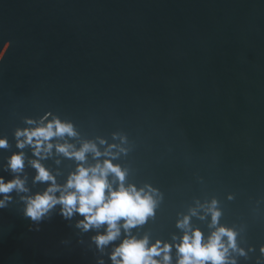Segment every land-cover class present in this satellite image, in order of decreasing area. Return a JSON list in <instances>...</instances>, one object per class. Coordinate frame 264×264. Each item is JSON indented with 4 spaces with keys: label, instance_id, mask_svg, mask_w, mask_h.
<instances>
[{
    "label": "water",
    "instance_id": "water-1",
    "mask_svg": "<svg viewBox=\"0 0 264 264\" xmlns=\"http://www.w3.org/2000/svg\"><path fill=\"white\" fill-rule=\"evenodd\" d=\"M9 40L0 136L10 147L0 150V175L9 178L5 158L25 116L51 110L80 139L119 144L118 133L127 138L114 161L128 170L125 182L161 194L155 216L133 234L173 243L178 216L216 199L219 223L255 249L238 264H256L264 245V0H0V48ZM60 159L44 163L59 167L63 182L74 164ZM25 171L32 191L42 189ZM21 207L16 197L0 210V264H96L101 255L111 264V247L90 251L94 233L69 225L79 217L53 214L29 231ZM209 219L193 216L192 227L207 236ZM172 257L175 264L174 247Z\"/></svg>",
    "mask_w": 264,
    "mask_h": 264
},
{
    "label": "clouds",
    "instance_id": "clouds-1",
    "mask_svg": "<svg viewBox=\"0 0 264 264\" xmlns=\"http://www.w3.org/2000/svg\"><path fill=\"white\" fill-rule=\"evenodd\" d=\"M11 44L10 40L5 41L0 48V62ZM23 122L25 126L16 127L12 133L16 150L5 158L3 168L9 178L0 175V210L19 197L20 211L29 221V231H40L41 223L50 220L53 214L65 221L79 217L74 225H69L81 234L94 233L88 238L90 251L91 245L101 254L111 247L107 253L111 264H173V247L175 264H238L237 256L247 258L249 252L255 251L251 246L240 247L238 232L219 223L222 212L216 199L197 201L187 214L178 216L176 227L182 230V235H173V243L159 239L153 242L148 235L137 237L132 229L155 216L161 194L151 185L138 187L125 182L128 170L114 161L128 151L123 147L127 138L113 133L119 144L108 143L102 137L80 139L75 124L51 110L38 117L25 116ZM9 147L8 137L0 136V150ZM26 148L30 154L24 151ZM60 157L74 164L63 182L58 179L62 175L59 167L54 171L44 163L53 159L59 166ZM28 167L34 170L32 184L43 185L42 189L32 191L28 186L25 171ZM193 216L210 218L212 230L207 236L200 228L192 227ZM69 243L61 240V244ZM77 243L84 241L79 238ZM262 257L264 245L256 264H264ZM96 264H105L102 255Z\"/></svg>",
    "mask_w": 264,
    "mask_h": 264
}]
</instances>
